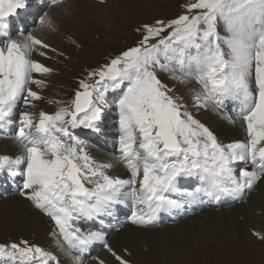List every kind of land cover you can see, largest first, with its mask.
I'll list each match as a JSON object with an SVG mask.
<instances>
[{
    "label": "snow or ice",
    "instance_id": "1",
    "mask_svg": "<svg viewBox=\"0 0 264 264\" xmlns=\"http://www.w3.org/2000/svg\"><path fill=\"white\" fill-rule=\"evenodd\" d=\"M50 2L61 6L65 0ZM27 6L28 0H0V128L12 123L21 101L35 107L33 102L42 99L32 85L42 89L46 81L34 74L53 72L34 54L47 57L55 48L33 33L10 35L11 18ZM182 7L173 19L137 27L139 41L89 70L70 101H50L59 105L55 112H20L14 139L22 154L0 155V173L22 176L21 194L53 222L51 235L72 264H84L85 252L97 242L111 259L96 256L93 264H130L104 231L79 226L81 221L103 224L116 205L130 201L131 223L149 225L161 212L185 203L243 199L264 182V0H188ZM39 29L57 32L58 25L45 12ZM159 71L182 84L196 80L192 107L197 111L236 102L232 112L219 115L239 122L246 139L219 140ZM111 92L120 93L114 101L116 159L128 178L110 175L113 163L97 161L73 132L97 130ZM17 165L22 171H12ZM193 177L199 181L194 189L179 187L181 178ZM253 235L264 240V232ZM0 261L62 264L56 254L27 240L0 243Z\"/></svg>",
    "mask_w": 264,
    "mask_h": 264
},
{
    "label": "bare ground",
    "instance_id": "2",
    "mask_svg": "<svg viewBox=\"0 0 264 264\" xmlns=\"http://www.w3.org/2000/svg\"><path fill=\"white\" fill-rule=\"evenodd\" d=\"M132 1L133 0H105V3L101 4L99 3V0H65L63 5L55 6L47 3L46 0H30L28 1L26 9L20 11H26L28 8H31V14L29 15H31L30 19L32 22L28 26L25 33H18L13 35L12 38H18L21 35L33 33L49 43L51 48H55L63 41V38H66L68 35H74V33L78 34L77 31L81 30L83 26L82 20L86 17L93 22L96 21L97 25H100L106 31H120L115 19V14H120L122 17L126 15L124 5L127 9H130ZM36 8H39L41 12L43 10L44 11L42 13L40 12L41 14L36 13L34 12ZM45 12L49 13L56 20L58 25L57 32L41 31L39 29V17ZM33 15L39 16L37 19H34ZM69 30L73 33H70L71 31L68 32ZM50 52L51 51L49 50L48 55ZM63 54H65V52H63ZM34 58L39 60L41 63H45V57L34 54ZM192 86L195 90L198 89V87L193 83ZM182 89L183 87H178L179 93L186 94L188 92V89H184L183 92L180 91ZM195 111L197 116L199 115L198 119L211 125L214 131L222 136L225 143H229L234 140L246 139L243 132L244 128L241 127L240 123H229L219 115L221 111H217L212 108L206 110L201 109L199 111L195 109ZM14 118L15 116L13 115V120ZM104 118L105 112L97 129H100L105 133L107 132V140L114 145L116 150L119 151V134H115L111 130L112 128H109L110 130H108L104 124L101 125ZM114 130L116 132L118 131L117 129ZM14 136L0 135V155L16 157L22 154V149L15 141ZM84 142L87 145L90 154L97 161L113 163V168L108 170L110 175L128 178V170L116 159L119 156L117 153L91 145L88 141ZM22 168L23 166L21 165L20 171H22ZM0 175L9 176L11 174L6 170L0 173ZM14 176H16L19 180L21 187L16 192H11L8 195L0 197V237H4L9 234L8 225L15 221L16 224L14 232L16 234H26L27 236H32L37 245L56 254L62 264H72L71 259L57 246L55 243V237L51 235L54 228L53 222L41 210L37 209L32 201L21 194L23 178L20 175ZM258 184L259 188L257 185L255 190L253 188L246 194V197L248 196L249 198L247 200L246 207L244 206L245 203H240L239 205H236L235 208L229 207L227 209L224 208L223 210L205 208L199 212L182 218L177 222L162 224L160 226H142L127 222L118 231L113 232L107 237L108 242L118 252L123 253L124 256V249H127L130 254L132 253L133 256L136 257L137 264H146L148 261L164 264L166 260L171 261L174 264H178L180 261L178 258L181 257L179 246H172L170 242L176 238L178 239L180 234L195 230V242L199 248H201L202 245H205L208 239L205 237L203 238V235L201 234L202 228L200 227L208 225L214 227L213 233L220 237V239H224L229 236L230 238L239 241L241 233L243 232L242 230H244L243 228L246 226V224H243L241 221V218H244L252 225H255V230H258L259 232H262V230L264 231V182H258ZM258 212H260L261 215ZM219 224L221 225L220 228L217 227ZM223 228L224 230L222 232L221 229ZM132 230L137 232L136 240L132 235ZM184 248L188 256H191L190 248L187 244ZM145 249L148 250L146 251ZM166 253L168 255H166ZM96 256L111 259L106 250L101 247L92 256L83 258L84 264H93L92 258ZM125 258H127V256H125ZM4 262L8 264V261H0V263Z\"/></svg>",
    "mask_w": 264,
    "mask_h": 264
},
{
    "label": "rangeland",
    "instance_id": "3",
    "mask_svg": "<svg viewBox=\"0 0 264 264\" xmlns=\"http://www.w3.org/2000/svg\"><path fill=\"white\" fill-rule=\"evenodd\" d=\"M187 2L188 0H133L130 4V9H127L124 5L126 15L122 17L120 14H115V19L120 31H106L103 27L97 25L96 21L93 22L86 17L82 20L83 26L81 30H78L79 32L77 31L78 34L74 33V35H68L66 38H63V41L55 47L58 52L54 53L51 51L50 54L45 57V63L43 64L52 68L53 72L47 77L34 74L36 78L44 79L46 81L47 86L42 89L38 88L36 85H32L33 90L38 91L42 96V99L33 102L35 107L26 106L20 102L14 116L16 117L18 111H31L37 115L41 110L49 113L55 112L59 105L50 101H70V99L74 96L75 90L79 87V80L84 78L89 70L107 62L110 58L119 54L121 51L126 50L128 47L134 46L139 41L140 34L136 32L137 27L144 23L151 24L157 19H173L184 12L182 5ZM192 2H195V0H192ZM34 12L40 13L41 11L39 8H36ZM33 16L34 19H37L39 15ZM70 31L71 30L68 32ZM70 33L73 32L71 31ZM60 52H65V54H63V56L58 55ZM158 75L164 83L168 84L169 87L175 90V94L177 96L183 98V100L190 107V111H195L192 107V95L195 90L192 86V80L182 84L176 80H172L170 78V73L168 72L159 71ZM178 87H183L180 91L183 92L184 89H188V92L186 94H181L179 93ZM111 96L112 92L109 93V98H111ZM216 110L219 111L218 109ZM113 112L114 110H108L107 107L105 111V118L101 123V125L104 124L108 130H110L109 128L118 129L117 122L112 118ZM193 114L195 115L194 112ZM195 116L198 119L199 115L197 116L196 114ZM19 120L20 117L18 113V124ZM201 122L205 123L212 130H214L208 123L204 121ZM243 132L244 134L246 133L244 129ZM215 133L218 138L225 143L222 136L216 131ZM259 184L257 183L258 188ZM257 185L254 187V190ZM248 199L249 198L247 196L242 199L241 202L228 207L216 209L223 210L224 208L227 209L229 207L235 208L236 205H239L240 203H245L244 206L246 207ZM258 213L260 214V212ZM241 221L243 224H246V226H244L245 228L242 230L243 232L241 233L239 241H236L229 236L224 239H220V237L213 233L214 227L208 225L200 227L202 228L201 234L203 235V238L205 237L208 239L205 245H202L201 248H199L195 242V230L180 234L178 239L176 238L170 242L172 246H179L181 257L178 258L180 259L178 264H264V240H260L253 235L254 232H259L258 230H255V225H252L244 218H241ZM15 224L16 223L14 221L8 225L9 234L8 231L7 234L9 236L6 235L4 237H0V243H19L21 240H27L30 244H36L32 236H27L26 234H16L14 232ZM217 227L220 228L221 225L219 224ZM223 230L224 228L221 229L222 232ZM262 232L264 231L262 230ZM132 235L136 240L137 232L135 230H132ZM186 244L190 248L191 256H188L185 251L184 246ZM145 250L147 251L148 249ZM166 255L168 254L166 253ZM125 256H127V260L131 261L130 264H137L136 257L133 256L132 253L130 254L128 250L125 253ZM166 263L174 264L167 260L164 264ZM146 264L159 263L148 261Z\"/></svg>",
    "mask_w": 264,
    "mask_h": 264
}]
</instances>
